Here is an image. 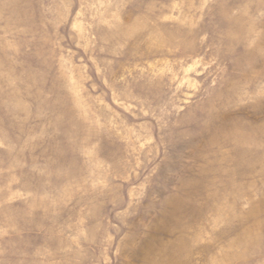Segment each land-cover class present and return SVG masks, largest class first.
Returning a JSON list of instances; mask_svg holds the SVG:
<instances>
[{"label": "rangeland", "instance_id": "1", "mask_svg": "<svg viewBox=\"0 0 264 264\" xmlns=\"http://www.w3.org/2000/svg\"><path fill=\"white\" fill-rule=\"evenodd\" d=\"M0 264H264V0H0Z\"/></svg>", "mask_w": 264, "mask_h": 264}]
</instances>
